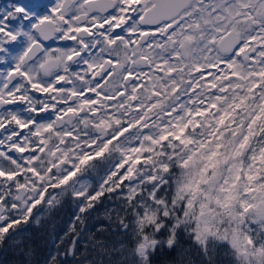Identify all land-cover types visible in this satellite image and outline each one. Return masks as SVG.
Returning <instances> with one entry per match:
<instances>
[{"label": "snow or ice", "instance_id": "snow-or-ice-1", "mask_svg": "<svg viewBox=\"0 0 264 264\" xmlns=\"http://www.w3.org/2000/svg\"><path fill=\"white\" fill-rule=\"evenodd\" d=\"M66 199L44 264H264V0L0 3V246Z\"/></svg>", "mask_w": 264, "mask_h": 264}, {"label": "trees", "instance_id": "trees-1", "mask_svg": "<svg viewBox=\"0 0 264 264\" xmlns=\"http://www.w3.org/2000/svg\"><path fill=\"white\" fill-rule=\"evenodd\" d=\"M114 207L112 202L109 201L107 209ZM105 210L101 209V205H98L96 209L97 216L94 220H89V222L82 226L84 228L83 235L80 237V242L78 244V251L75 260H70L67 258V264H88V261H96V264H109V260L115 261L117 259L116 253H112L111 256L107 254H97L91 247L90 234L95 233L100 236V233H96V228L100 225H105L109 221L105 218ZM72 218L71 214H64L60 217H56L51 220L49 224H43L36 228H29L28 233H24L22 238L19 240L20 243L12 244L10 246L0 247V264H44L50 251H55L52 247L51 241L53 238L57 239L64 236V232L68 227V224ZM102 239L109 241H116L120 239H125L118 233H104L101 237ZM73 239L70 234L65 239V244L61 247L66 246ZM183 245L180 243L182 249H190L191 242L184 237H181ZM31 248L34 250V254L31 256L24 255V249ZM88 249L85 251V249ZM192 261L193 264H201L200 257L196 255L194 250H189L183 256H181L177 251H169L165 249L162 252L157 253L154 257V264H189Z\"/></svg>", "mask_w": 264, "mask_h": 264}, {"label": "rangeland", "instance_id": "rangeland-1", "mask_svg": "<svg viewBox=\"0 0 264 264\" xmlns=\"http://www.w3.org/2000/svg\"><path fill=\"white\" fill-rule=\"evenodd\" d=\"M90 179L92 180V181H95V180H97L98 179V177H96L95 175H93L92 177H90ZM74 205V204H73ZM49 215H45V219L48 217Z\"/></svg>", "mask_w": 264, "mask_h": 264}]
</instances>
